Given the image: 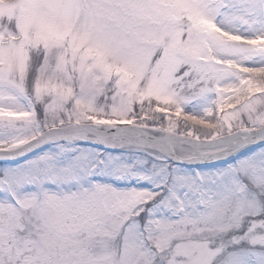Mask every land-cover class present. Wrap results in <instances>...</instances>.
Wrapping results in <instances>:
<instances>
[{
    "label": "snow or ice",
    "instance_id": "6c2138e0",
    "mask_svg": "<svg viewBox=\"0 0 264 264\" xmlns=\"http://www.w3.org/2000/svg\"><path fill=\"white\" fill-rule=\"evenodd\" d=\"M0 264H264V0H0Z\"/></svg>",
    "mask_w": 264,
    "mask_h": 264
}]
</instances>
